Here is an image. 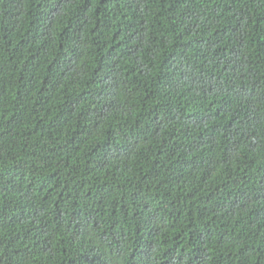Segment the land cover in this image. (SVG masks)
Listing matches in <instances>:
<instances>
[{"label":"trees","instance_id":"1","mask_svg":"<svg viewBox=\"0 0 264 264\" xmlns=\"http://www.w3.org/2000/svg\"><path fill=\"white\" fill-rule=\"evenodd\" d=\"M0 264H264V0H0Z\"/></svg>","mask_w":264,"mask_h":264}]
</instances>
